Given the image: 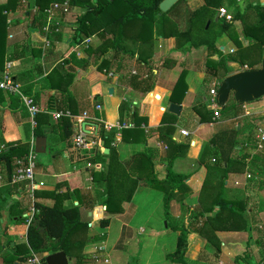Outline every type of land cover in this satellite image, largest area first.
I'll use <instances>...</instances> for the list:
<instances>
[{"label": "crops", "instance_id": "crops-1", "mask_svg": "<svg viewBox=\"0 0 264 264\" xmlns=\"http://www.w3.org/2000/svg\"><path fill=\"white\" fill-rule=\"evenodd\" d=\"M229 1L231 0H227ZM63 2L64 0H51L46 6L47 21L43 30L51 34L47 38L32 26L33 17L38 12L35 0H0L6 19L3 70L5 66L8 67L19 91L33 88L37 96L35 105L40 113L53 112L65 101L67 107L77 114L88 111L91 116L112 126L127 123L133 124L135 128V124L139 122L140 128L144 130L145 140H134V128H112L109 132L112 133L110 145L116 150L118 161L131 174H139L146 163L145 170L153 169L159 181L154 189L144 183L139 184L131 201L122 204V210L113 216L105 213L106 207L101 206L99 201L94 205L89 203L90 207L80 208L82 220L89 223L85 238L102 237L82 248L80 255L83 264H124L126 257L131 254L139 264H177L166 258L175 250L179 234L175 228L181 224L187 226L192 220L190 216H194L196 210L202 211L205 217L215 215L217 208L213 205L219 194L226 199L244 200L243 204L246 206L242 218L239 217V225L246 229H226L228 222H224L225 216L221 215L217 221L213 220L212 225L208 224V230L205 231V236L215 237L219 241L220 251L215 253L213 247L206 246L205 238L192 234L189 237L193 238L188 239V247L193 246V250L185 254L188 264H236L235 258L245 254L254 259L252 251L242 249L241 240L253 238L256 234L258 239L255 242L259 246L264 242V238L260 236L264 234V230H259L264 227V168L259 166L253 171L249 170L252 155L259 152L256 151V136L258 130L264 128V103L260 102L261 98L250 104L237 105V108L231 107L230 117L253 118L246 120L247 122H236L234 126L224 118L227 114L224 115L219 108V118L211 124L212 99L215 96L199 85L208 72L205 62L208 59L217 60L220 53H225L226 46L229 47V53L234 54L233 46L226 34H223L214 42L219 52L208 54L205 46L194 48L191 37H177L189 29L190 13L202 6L204 0H182L181 6L171 11L177 2L167 12L163 36L156 35L154 29L152 37L146 41L140 37L141 21L117 26L105 18V15H100L92 26L93 34L79 41L74 38L76 21L85 13V8L82 4L71 5V0L67 11L54 8L55 4ZM227 2L224 1L222 8L229 12ZM259 2L264 4V0ZM246 14L248 15L247 12ZM220 18L223 17L216 15L215 21ZM241 22L239 20L233 23V34L241 31ZM216 28L212 29L213 33ZM237 41L241 44L238 39ZM103 60L102 66H108L105 62L107 60L110 65L100 71L98 66ZM146 65L154 67L155 78L153 90L143 94L132 90L129 81L131 76L145 78L150 69ZM230 66L232 69L221 74L223 76L218 73L213 78L209 84L213 86L211 92L216 94L221 78L248 69L247 65L241 67L237 63ZM182 76L183 84L173 93L176 82ZM172 96L175 100L171 99ZM8 99V93L0 90V137L5 143H28L34 138L33 128L29 118L22 120L19 117L26 109L18 113L19 120L15 119L7 110ZM172 103L180 107L178 115L168 112ZM97 104L102 107L100 113L93 109ZM214 104L216 106L215 102ZM249 105L253 106L252 112H249ZM236 110L241 111L240 114L236 115ZM201 115L206 122L198 121ZM136 120L138 122L134 123ZM87 124L94 128L91 131L93 136H97L102 124L93 121H88ZM44 130L47 135L46 138L43 137L45 146L50 145L55 134L48 127H44ZM181 130L187 131L188 135L182 136ZM232 131L237 133L236 139L240 141V146L237 147L238 151L229 153L232 159L227 165L222 162L221 157L229 149V142L232 140L229 134ZM247 139H254V149L243 145ZM93 141L99 143L94 149L102 153L106 150L109 152L98 137ZM171 142L188 145L173 160L171 156L175 149ZM82 153L74 149L64 151L58 157L40 153L44 154V161L37 157L32 199L26 188L14 191L5 186L0 178V242L3 247L9 240L11 246L26 244L27 222L31 218L33 203L52 205L57 184L62 185L60 191H68L70 195L65 206L78 205L73 191H78L85 198L90 190L101 191L89 174L81 173L85 168L99 171L102 169L101 165H92L79 158ZM239 158L244 160H238ZM169 162L170 170L176 175H184V181L172 192L168 215H165L163 197L170 189L165 181ZM87 164L90 165L89 168L86 167ZM223 168L227 170L224 171ZM15 202H19V208L25 210V225H15L9 220V207ZM208 210H211L209 214ZM107 217L110 218L108 226L101 228L99 219ZM136 232L139 234L138 242H135ZM137 243L140 246L137 247ZM167 247L171 250L167 251ZM196 248L197 252L194 251ZM46 255L48 254L43 257ZM68 259V264H75V258ZM0 264H3L1 257Z\"/></svg>", "mask_w": 264, "mask_h": 264}, {"label": "trees", "instance_id": "trees-1", "mask_svg": "<svg viewBox=\"0 0 264 264\" xmlns=\"http://www.w3.org/2000/svg\"><path fill=\"white\" fill-rule=\"evenodd\" d=\"M161 1L163 0H96L94 2L92 0H71V5L82 4L85 8V13L76 21L74 38H78L79 41H81L93 34L92 26L97 22L100 15H105V18L114 22L117 26L141 21L142 30L140 37L143 41L152 37L154 29L156 35L163 36L167 13H162L159 10L158 6ZM224 1L225 0H204L202 6L190 13L188 21L189 29L184 33H180L177 37H191L194 48L205 46L208 50L219 52L214 46L215 39L225 33H229L232 30L235 21L240 20L244 22L245 15H247L246 12L252 10L255 13L256 19L252 25H244L242 33L243 37L248 39L249 45L246 48H242V45L236 39V35L232 34L231 36L234 43L240 49L237 50L236 54L229 56V60L226 61L239 63L241 67L247 65L248 69H250L252 64L251 59L258 53L264 52V4H261L259 0H241V3L243 4L242 11L241 8L238 7L239 5L234 6L235 12L230 19L227 20L225 18H220L215 21V16L219 15V9L222 8ZM49 2H51V0H35L38 12L34 15L32 20L33 28L41 34H44L47 38L48 36L50 37L51 34H49V32V35L45 33L43 28L47 21L45 10ZM3 9L4 6H0V72H3L5 61L4 39L6 36V19L3 15ZM207 22H210L208 28H206ZM214 27H217V30L213 33L212 29ZM101 35L104 36L103 33ZM105 62L108 66H102L104 60L101 61L98 66L100 71L106 66L109 67L110 61L107 60ZM206 62L208 69L207 73L212 78H216L218 71L214 69L213 64L215 62L209 59ZM147 67H150V69L145 78L140 76L130 77L129 84L132 90L143 94H147L153 90L155 78L154 67H152V65ZM182 84L183 76L179 77L176 82L173 93H175V91H177L176 89ZM20 92L22 96L32 99L35 104L37 96L34 94L32 87H29L28 91L21 90ZM8 96L9 104L7 110H9L16 119L18 113L26 108L20 95L8 94ZM172 98L175 100L174 96H172L171 99ZM227 103L220 109L222 113L230 111L231 106L227 105ZM237 107L238 106H236V108ZM56 110H69L72 114H77L70 107H67L65 101L61 106H58ZM240 112L241 111L238 112V110H236V115L240 114ZM19 117L22 120H28L29 114L27 110L25 113H20ZM137 120L139 121L138 118ZM137 120L134 121V123L138 122ZM34 123V138L47 137L44 127L50 128L55 134L53 140L51 139V142H53L50 145H46L43 152L58 157L64 151L72 149L71 137L74 133V127L69 119L64 118L53 123V119L48 113H39L34 117ZM140 125L139 122L135 124V130L133 131V134H135V141H138L141 138L142 140L146 139L144 130L140 128ZM109 132H106L102 126H99L98 139L101 140L104 146L109 150L107 154L100 152L98 149H94L89 154L86 153L87 156H83L86 162H89L92 165H101L102 169L99 171L85 168L81 172L90 175L96 187L101 189V191H99L100 193L95 190H90L85 198L83 195L78 194V191H73L78 205L65 206V201H67L70 195L68 194V191H60L62 185L57 184V193L53 195L52 205L38 202L33 203L36 211L33 215L32 221L27 226L26 244L11 246V241L9 240L6 242L4 249L3 244L0 242V257L2 258L3 264H14L16 262L25 264L33 257V255L40 256L42 258V264H46L45 258L43 257L44 254L50 255L59 252H64L67 258H75V264H83V259L80 255L82 248L89 242L100 240L102 237L95 236L88 240L85 238L89 223L82 220L80 208L82 206L90 207L91 204L94 205L99 201L101 206L106 207L105 213L108 216H113L122 210L120 207L122 204H128L131 201L139 184L144 183L150 188H156L155 184L159 181L157 180L153 169H150L149 171L145 170V168H147L146 163L143 165L144 170L139 174H131L122 163L118 161L117 152L110 145L112 143V133ZM229 135H231L230 137L232 139L229 142L230 146L227 145L229 149L227 152L223 153L221 157L222 162L227 165L232 159L229 153L232 154L234 150L238 151L239 149H237V147L240 146V141L236 139L237 133L232 131ZM253 141L254 139H247V142L244 141L243 145L251 146L254 149L255 143H253ZM171 145H173V148L175 149L171 156V160L181 155V149L186 150L188 148V145H179L175 142H171ZM28 149L27 142L17 141L5 143L0 137V178L5 186L7 185L14 191H17L18 188H22V190L25 189L26 182L11 184V177L14 170L17 168V163L19 161H25ZM37 154L40 153L37 152ZM240 159L242 161L244 160V158H239L238 160ZM169 164L170 162L166 169L167 177L165 181L170 185V189L163 197V209L165 215H168V203L171 199L172 192L184 181V175H176L170 170ZM259 166L264 168V146L261 151L252 155V159L249 163V170L253 171V169H257ZM223 169L224 171L227 170L225 168ZM243 201L244 200L241 199H226L222 194H219L213 205L214 208H217V212L212 217H209V215L205 217L202 211L195 209L196 213L194 216H190L192 220L187 223V226L181 224L175 228V231L179 232L176 239L175 250L173 253L168 254L166 258L173 263L188 264L185 254L189 246L188 237L192 234H196L199 238H205L206 246L213 247L215 249L214 252L218 253L220 251L219 241L215 237L211 238L205 236V231L208 230L209 227L208 224L212 225L213 220L216 219L217 221V218L224 215V222H228L226 229L233 231L245 230L246 227H241L239 225V217L242 218L245 211L244 207L246 206V204H243ZM19 207V202H15L9 207V220L15 225H25L27 221V218L23 216L25 210L20 209ZM210 212L211 210L207 211L208 214ZM190 213H193L192 210H190ZM109 220V217L100 218L98 224L101 228H106L109 224ZM260 246L262 254L257 261L252 259L250 255L245 254L244 256L235 258L236 264H264V242H262ZM128 264H137V258L133 257Z\"/></svg>", "mask_w": 264, "mask_h": 264}, {"label": "built area", "instance_id": "built-area-1", "mask_svg": "<svg viewBox=\"0 0 264 264\" xmlns=\"http://www.w3.org/2000/svg\"><path fill=\"white\" fill-rule=\"evenodd\" d=\"M55 9H61L64 11H67L69 8V0H64L61 4H55ZM219 17H223L225 19H230V16L227 14L225 9L221 8L219 9ZM0 78V90L13 95H20L23 101V104L29 114V121L31 124V127H35L34 123V117L40 113L39 108L34 104L32 99L27 98L25 96L21 95V92L19 91V87L15 84L10 72L8 71V67L5 66V69L1 73ZM213 95L215 96L214 91ZM213 102V119L211 120V124L216 122L219 118V108H217L214 104L215 100L212 99ZM94 111L96 113H100L102 110L101 105L97 104L93 107ZM48 114L53 119V122L56 123L61 119H69L71 124L74 127V133L71 137V144L72 149L76 151H82V152H90L94 149L96 146L93 139H95L97 136H93L91 131L94 130V128L90 127V125L87 124L88 121H93L94 123H101L103 126V129L106 132L111 131L112 128L117 129H130L134 128L133 124H127V123H120L116 125H110L105 122H102L99 118L95 116H91L88 111H84L81 114H72L69 110H54L53 112H48ZM90 131V132H89ZM180 134L182 136H187L188 132L185 130H181ZM257 143H256V151H261L263 149V143H264V128H261L258 130V134L256 136ZM99 146V143H98ZM28 154L25 157V161H19L17 163V168L14 170V173L11 177V184H19L21 182H26L25 188L28 190L30 194V198L32 199V192L34 189V176H35V168L37 165V150L35 146V139L32 138L28 142ZM90 164V163H89ZM87 164L86 167H90V165ZM21 190V188H18ZM34 206L30 209V215L31 218L28 220L27 224L29 225L32 221L33 215L35 214ZM42 258L33 255L31 259L28 260L27 264H42L41 261Z\"/></svg>", "mask_w": 264, "mask_h": 264}, {"label": "water", "instance_id": "water-1", "mask_svg": "<svg viewBox=\"0 0 264 264\" xmlns=\"http://www.w3.org/2000/svg\"><path fill=\"white\" fill-rule=\"evenodd\" d=\"M179 0H163L159 3V10L167 13ZM209 22L206 24L208 28ZM232 97L237 105L253 103L264 97V55L261 59L259 69H244L234 72L222 79L219 83L214 100L218 108H223L229 97ZM180 107L170 104L168 112L178 115ZM35 146L38 153H42L45 147V139H35ZM108 151L106 150L105 153ZM46 264H68L69 259L64 252L46 255Z\"/></svg>", "mask_w": 264, "mask_h": 264}, {"label": "rangeland", "instance_id": "rangeland-1", "mask_svg": "<svg viewBox=\"0 0 264 264\" xmlns=\"http://www.w3.org/2000/svg\"><path fill=\"white\" fill-rule=\"evenodd\" d=\"M241 0H231V1H229V2H227V0H226V2L228 3L227 5L229 6V12H227V14L230 16V17H232L233 15H234V6H238V7H240L241 8V11L243 10L242 9V7H243V4L240 2ZM240 2V3H239ZM181 3L182 2H180V3H178L176 6H174V8H172V10L171 11H175V9H177L179 6H181ZM234 3V4H233ZM170 11V12H171ZM169 12V13H170ZM247 13H248V15L244 18V22H241V24L239 25V28L241 29V31H239V32H235L236 33V39H238L240 42H241V44L244 46H242V48H246L248 45H249V41H248V39H245L244 37H243V29H244V25H247V26H249V25H252L253 23H254V21H255V19H256V17H255V13H254V11H252V10H249V11H247ZM217 29V28H216ZM233 29V28H232ZM239 30V29H238ZM235 31V30H234ZM226 34V36H227V38L230 40V43H231V45L233 46V50H234V54H236V51L237 50H239L240 48L234 43V41H233V38H232V34H233V31H230L229 33H225ZM237 49V50H236ZM225 53H220V55H218V59L217 60H212V61H214L215 63L213 64V66H214V69L216 70V71H218V73L221 75V74H225V73H227L229 70H231L232 68H231V66H230V64H235V63H233V62H226L227 60H229V56H232V55H234V54H231V53H229V47L228 46H226L225 47ZM218 51V50H217ZM184 52V51H183ZM206 53H208V54H212L213 53V51L212 50H208V49H206V51H205ZM238 54V53H237ZM262 55H264V52H260V53H258L257 55H255V57H253L251 60H252V64H251V66H250V69H259L260 68V66H261V56ZM213 56V55H212ZM261 57V58H260ZM215 58H216V56H215ZM210 60V59H209ZM201 61V60H200ZM165 62H167L166 60H165ZM234 62H236V61H234ZM206 64H207V62H205ZM238 65H239V63H237ZM242 70H244V69H242ZM1 75V74H0ZM223 75H221V76H223ZM224 78V77H223ZM223 78H221V80L219 81V83L222 81V79ZM213 80V78L209 75V74H207L206 73V76H205V78H204V80H203V82L201 83V84H199L200 85V87L202 88V89H204L205 90V88H206V90H207V93L208 92H210V95H213V92H211V89H212V87L213 86H211V85H209L210 83H211V81ZM228 103H227V105H229V106H231V107H236L237 106V104L234 102V100H233V98L230 96L229 97V99H228V101H227ZM260 102L262 103H264V99L262 98L261 100H260ZM249 108H250V111L249 112H252L253 111V106L252 105H249ZM229 113V111H227V112H224V115H226L227 114V116L226 117H224V118H227V120H229L230 121V123H232V126H234V123H236V122H245L246 120H249V119H253L252 118V116H251V118L250 117H244V118H239V119H235V118H232V117H230V113ZM223 118V117H222ZM198 121H200V122H206V120H205V118L201 115V116H199V118H198ZM247 122V121H246ZM249 123V122H248ZM262 124H264V122H262ZM213 128H215V126H213ZM96 144V147H98V143H95ZM91 152V151H90ZM90 152H83L82 153V156H80L79 158H81V159H84L83 158V156H87V154L86 153H90ZM39 156V159H41L42 160V162L44 161L42 158H44V154H37V157ZM48 156V155H47ZM38 162V161H37ZM98 193H100V192H98ZM239 199V198H238ZM137 201H138V199H137ZM101 212V211H100ZM138 226L139 225H137L135 228L137 229L138 228ZM255 229V228H254ZM258 228H256V230H257ZM260 231L261 230H264V227L262 228V229H259ZM136 231V230H135ZM262 235H264V234H262ZM262 235H260L262 238H264V236H262ZM257 235L255 234L254 236H253V238H242V240H241V245L243 246V250L244 249H246V251H252V253L254 254L253 256H254V260H256L257 261V259L258 258H260L261 257V252H262V249H261V247L258 245V243H256L255 242V240L256 239H258L257 237H256ZM260 236H258V237H260ZM191 238H193V237H191ZM190 237H188V239L190 240L191 239ZM138 240H139V234H138V232H136L135 233V242H138ZM174 241H175V235H174V237H172V245H174ZM138 246H140V244L139 243H137V247ZM190 246V245H189ZM220 246V245H219ZM172 249H173V247H172ZM199 249V248H198ZM167 251H170L171 250V248L170 247H167V249H166ZM190 250H193V246L192 247H188V250H187V252H189ZM194 251H196L197 252V248L196 249H194ZM132 255V254H131ZM127 256L126 258H127V260H126V263L128 264V262L134 257L133 255L132 256ZM200 257V256H199ZM96 258V257H95ZM201 258V257H200ZM199 258V259H200ZM137 262H138V260H137ZM125 262H124V264H126ZM137 264H139V263H137Z\"/></svg>", "mask_w": 264, "mask_h": 264}]
</instances>
